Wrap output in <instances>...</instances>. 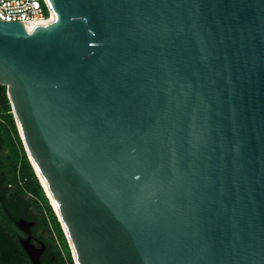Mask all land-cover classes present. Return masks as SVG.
Returning a JSON list of instances; mask_svg holds the SVG:
<instances>
[{
  "label": "water",
  "instance_id": "water-1",
  "mask_svg": "<svg viewBox=\"0 0 264 264\" xmlns=\"http://www.w3.org/2000/svg\"><path fill=\"white\" fill-rule=\"evenodd\" d=\"M48 2L0 86L74 263L264 264V0Z\"/></svg>",
  "mask_w": 264,
  "mask_h": 264
},
{
  "label": "trees",
  "instance_id": "trees-1",
  "mask_svg": "<svg viewBox=\"0 0 264 264\" xmlns=\"http://www.w3.org/2000/svg\"><path fill=\"white\" fill-rule=\"evenodd\" d=\"M0 86V264H31L19 238V216L33 220L38 246L45 249L40 264H73L69 246L23 150L6 95Z\"/></svg>",
  "mask_w": 264,
  "mask_h": 264
},
{
  "label": "built area",
  "instance_id": "built-area-1",
  "mask_svg": "<svg viewBox=\"0 0 264 264\" xmlns=\"http://www.w3.org/2000/svg\"><path fill=\"white\" fill-rule=\"evenodd\" d=\"M51 14L48 0H0V21H19L36 28L49 21Z\"/></svg>",
  "mask_w": 264,
  "mask_h": 264
},
{
  "label": "flooded vegetation",
  "instance_id": "flooded-vegetation-1",
  "mask_svg": "<svg viewBox=\"0 0 264 264\" xmlns=\"http://www.w3.org/2000/svg\"><path fill=\"white\" fill-rule=\"evenodd\" d=\"M20 218H23L27 221H33L31 219H27L23 216H19L18 218L14 219L13 221H17L18 219ZM34 222V221H33ZM35 223V222H34ZM34 223L30 226V235H31V239L30 241L35 244V245H38V238H39V233L38 231L34 229ZM17 227V230H16V236L20 239V238H25L28 236V234L26 232H24L23 230H21L18 226Z\"/></svg>",
  "mask_w": 264,
  "mask_h": 264
},
{
  "label": "bare ground",
  "instance_id": "bare-ground-1",
  "mask_svg": "<svg viewBox=\"0 0 264 264\" xmlns=\"http://www.w3.org/2000/svg\"><path fill=\"white\" fill-rule=\"evenodd\" d=\"M53 17H54V14H53V12H52L50 20H51ZM28 27H29V26H28ZM29 28H32V27H29ZM18 127H19V126H18ZM26 149H27V148H26ZM27 151H28V150H27ZM28 154H29L30 160L32 161L33 166H34V168H35V170H36V172H37V175H38V178H39V180H40V182H41V184H42V187H43L45 193L47 194V198L50 200V202H51V204H52V206H53L55 212H56V213L58 214V216L60 217L59 212H58V209H57L56 204H55V200H54V198H53V196H52V194H51V192H50L48 186L46 185V183H45V181H44V179H43L41 173H40L39 170L36 168V165H35V163H34V161H33V159H32L31 154L29 153V151H28Z\"/></svg>",
  "mask_w": 264,
  "mask_h": 264
},
{
  "label": "rangeland",
  "instance_id": "rangeland-1",
  "mask_svg": "<svg viewBox=\"0 0 264 264\" xmlns=\"http://www.w3.org/2000/svg\"><path fill=\"white\" fill-rule=\"evenodd\" d=\"M11 114H12V113H11ZM12 118H13V121H14L13 114H12ZM14 124H15V121H14ZM15 127H16V125H15ZM16 130H17V128H16ZM17 133H18V131H17ZM18 136H19V134H18ZM19 138H20V137H19ZM20 141H21V139H20ZM21 144H22L23 150H24V152H25L24 145H23L22 141H21ZM25 154H26V152H25ZM47 201H48V200H47ZM38 233H39V234L42 233V234L46 235V233L43 232L42 230H39ZM64 236H65V235H64ZM65 238H66V237H65ZM66 241H67V238H66ZM67 244H68V241H67ZM68 246H69V244H68ZM69 250H70V247H69ZM70 253H71V250H70ZM71 257H72V256H71ZM72 261H73V264H75L73 258H72Z\"/></svg>",
  "mask_w": 264,
  "mask_h": 264
}]
</instances>
